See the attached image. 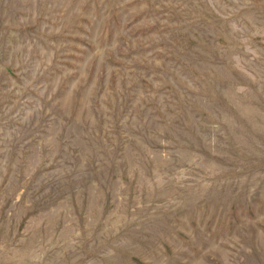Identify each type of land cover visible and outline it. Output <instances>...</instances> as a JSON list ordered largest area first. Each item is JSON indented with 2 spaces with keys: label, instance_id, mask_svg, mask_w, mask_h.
I'll return each instance as SVG.
<instances>
[{
  "label": "rangeland",
  "instance_id": "obj_1",
  "mask_svg": "<svg viewBox=\"0 0 264 264\" xmlns=\"http://www.w3.org/2000/svg\"><path fill=\"white\" fill-rule=\"evenodd\" d=\"M0 264H264V0H0Z\"/></svg>",
  "mask_w": 264,
  "mask_h": 264
}]
</instances>
